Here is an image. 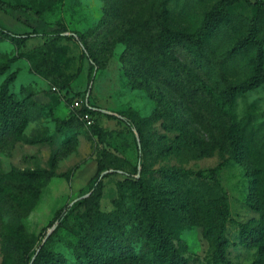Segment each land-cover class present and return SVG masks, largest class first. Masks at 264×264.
Returning <instances> with one entry per match:
<instances>
[{
	"label": "rangeland",
	"instance_id": "1",
	"mask_svg": "<svg viewBox=\"0 0 264 264\" xmlns=\"http://www.w3.org/2000/svg\"><path fill=\"white\" fill-rule=\"evenodd\" d=\"M5 1L34 11L0 8L2 27L31 34L19 43L0 34V91L15 73L10 92L29 118L22 135L0 136V264H30L56 212L88 193L99 164L115 173L103 178L97 220L79 209L46 243L63 264H111L119 252L123 264H148L151 213L188 264H264V148L230 151L247 121L264 137V83L223 96L253 75L254 34L264 46L256 0L229 6L198 60L178 45L160 49V33L196 31L217 0ZM76 36L97 58L92 71ZM70 96L98 108L94 125ZM201 207L228 240L224 260L204 235Z\"/></svg>",
	"mask_w": 264,
	"mask_h": 264
},
{
	"label": "trees",
	"instance_id": "2",
	"mask_svg": "<svg viewBox=\"0 0 264 264\" xmlns=\"http://www.w3.org/2000/svg\"><path fill=\"white\" fill-rule=\"evenodd\" d=\"M240 1L242 0H217L212 8L204 14L199 27L194 32L189 33L185 31H178L168 27L162 28L159 38L160 49L168 51L172 46L178 45L189 51L196 60L202 58L204 56L203 49L208 40L220 31L223 21L226 18L229 6ZM246 1L251 2V0ZM251 3L257 9L264 10V0H256ZM0 8L26 9L34 11L33 6L13 4L5 0H0ZM0 34L11 38L17 43L25 42L26 39L31 37V34L18 35L1 25ZM75 39L83 45V54L91 61L90 70H94L98 65L97 58L92 56L88 47L84 44V38L82 36H76ZM253 40L256 41L254 42L256 45V51L253 56L254 73L242 82L232 86L230 92L223 94L225 99H229L231 101L237 92L250 91L264 83V46L262 42H258L256 40V34L253 35ZM247 44L248 42L245 41L239 42L236 44L234 49L240 50L241 48L246 47ZM7 71V65L0 66V75H3ZM14 79L15 73L8 76L1 85L0 136H6V134L9 133L20 136L29 122V118L23 110V105L17 101L14 94L10 92V85ZM139 85L150 87V85L145 82H139ZM75 97L86 98V96H70L67 97L68 104H70ZM83 109L85 110L86 107L84 106ZM76 111L79 112V110ZM91 113L95 120L98 108L95 107L94 110H91ZM106 115L110 118H120L125 122H128V119L124 116L118 117L107 113ZM249 126L250 121H247L241 128L242 134L231 136L230 151L235 158H242L245 154L251 155L254 151L264 148V137L257 134L254 128L249 129ZM20 138L21 137H19V139ZM243 142L245 143L244 149H241L240 145ZM167 150L170 151L172 148L169 147ZM167 150H165V152ZM106 169L107 167L105 165L99 164L97 171L88 182L90 186L88 193L86 195L79 196L72 204H66L56 212L52 223L57 224L46 240H44V244L39 247L38 251L29 257L30 264H63V259L51 250L47 249L46 243L66 223L70 215L79 209L83 208L85 215L88 218L93 221L97 220L99 201L104 188L103 178L115 173L111 172L103 174ZM35 173L38 174L37 172ZM43 173L45 174L46 172L41 171L39 176L42 177ZM144 205L145 207L147 205L148 208L149 203L145 202ZM199 213L202 219L201 224L204 235L207 237L215 236L219 257L224 260L228 240L222 233H216V222L209 210L201 207L199 209ZM148 217L150 222L148 230L145 234V240L146 243L152 247V254L147 258L148 264H188V259L182 256L172 243L164 223L154 213L149 214ZM132 256L133 255L131 254L129 257ZM126 257L127 256L123 252H119L118 257H115L114 260L111 261V264H123Z\"/></svg>",
	"mask_w": 264,
	"mask_h": 264
},
{
	"label": "built area",
	"instance_id": "3",
	"mask_svg": "<svg viewBox=\"0 0 264 264\" xmlns=\"http://www.w3.org/2000/svg\"><path fill=\"white\" fill-rule=\"evenodd\" d=\"M56 90L57 88L54 87ZM71 108L75 110H79V118L88 126H91L94 124L95 120L91 113V110H94L95 107L93 104L89 101L88 97H75L70 103ZM86 107L84 110L83 107Z\"/></svg>",
	"mask_w": 264,
	"mask_h": 264
},
{
	"label": "water",
	"instance_id": "4",
	"mask_svg": "<svg viewBox=\"0 0 264 264\" xmlns=\"http://www.w3.org/2000/svg\"><path fill=\"white\" fill-rule=\"evenodd\" d=\"M54 228H55V227H54ZM54 228H53V229H54ZM53 229H52V230H53ZM52 230H50V231L47 233V235H46V237H45V239H44V240H46V238H47V237H48V235H49V234L52 232Z\"/></svg>",
	"mask_w": 264,
	"mask_h": 264
}]
</instances>
